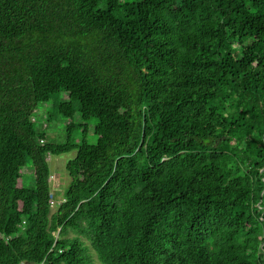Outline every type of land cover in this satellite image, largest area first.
<instances>
[{
    "label": "trees",
    "instance_id": "trees-1",
    "mask_svg": "<svg viewBox=\"0 0 264 264\" xmlns=\"http://www.w3.org/2000/svg\"><path fill=\"white\" fill-rule=\"evenodd\" d=\"M61 93L57 144L33 115ZM83 239L102 264H264V0H0V264H93Z\"/></svg>",
    "mask_w": 264,
    "mask_h": 264
},
{
    "label": "rangeland",
    "instance_id": "rangeland-1",
    "mask_svg": "<svg viewBox=\"0 0 264 264\" xmlns=\"http://www.w3.org/2000/svg\"><path fill=\"white\" fill-rule=\"evenodd\" d=\"M67 99V96L65 94H56L51 97V100L46 105H41L37 111L33 115V119L35 120V125L39 130H43L47 133V138L49 142L52 143H63L65 140V125L68 121L64 120L62 117H57L55 111H54V104H57L63 100ZM52 114L51 119L46 120V115ZM96 123V120H93L91 122V125L94 127ZM87 142L89 144H96V138L94 137L92 131L89 132V135H87ZM76 139L78 138V135H76ZM79 141V140H78ZM234 144V142H233ZM76 155V151H72L60 156H51L49 155L47 158L48 165L51 172V195H52V201L54 206L52 205L51 208V214L55 212V208L58 207L62 201L64 200L65 193L67 191V188L69 187V184L71 182V178L69 177V174L66 170V164L69 160L73 159ZM31 163L29 162V165ZM30 174V171L26 170ZM32 181L31 177L29 176L28 182L30 183ZM68 237L73 236V232H69ZM85 245H87L88 253L91 256L93 264H102L99 260L96 252L91 247L90 243L86 240Z\"/></svg>",
    "mask_w": 264,
    "mask_h": 264
},
{
    "label": "built area",
    "instance_id": "built-area-1",
    "mask_svg": "<svg viewBox=\"0 0 264 264\" xmlns=\"http://www.w3.org/2000/svg\"><path fill=\"white\" fill-rule=\"evenodd\" d=\"M51 204L54 206L53 201H51Z\"/></svg>",
    "mask_w": 264,
    "mask_h": 264
}]
</instances>
